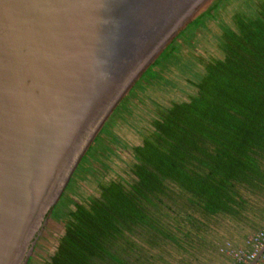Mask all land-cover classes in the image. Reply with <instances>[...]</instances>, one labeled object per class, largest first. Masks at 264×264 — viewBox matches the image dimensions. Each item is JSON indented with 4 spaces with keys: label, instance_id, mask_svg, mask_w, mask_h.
I'll return each instance as SVG.
<instances>
[{
    "label": "water",
    "instance_id": "water-1",
    "mask_svg": "<svg viewBox=\"0 0 264 264\" xmlns=\"http://www.w3.org/2000/svg\"><path fill=\"white\" fill-rule=\"evenodd\" d=\"M241 1L0 0V264L26 263L116 122Z\"/></svg>",
    "mask_w": 264,
    "mask_h": 264
},
{
    "label": "trees",
    "instance_id": "trees-1",
    "mask_svg": "<svg viewBox=\"0 0 264 264\" xmlns=\"http://www.w3.org/2000/svg\"><path fill=\"white\" fill-rule=\"evenodd\" d=\"M252 6L234 12L232 27L219 24L220 54L190 82L192 93L154 111L148 132L131 146L129 179L99 182L96 196L73 204L44 264H149L176 251L185 263L202 234L228 222L243 229L247 213L253 224L259 220L264 212V0ZM161 197H173L184 207ZM216 217L221 221H213ZM141 234L142 248L127 241Z\"/></svg>",
    "mask_w": 264,
    "mask_h": 264
},
{
    "label": "rangeland",
    "instance_id": "rangeland-1",
    "mask_svg": "<svg viewBox=\"0 0 264 264\" xmlns=\"http://www.w3.org/2000/svg\"><path fill=\"white\" fill-rule=\"evenodd\" d=\"M255 1L242 0L116 122L48 221L25 264H44L48 260L56 248L59 237L63 234V224L68 211L73 208L74 203H85L90 197L96 196L97 183L115 179V177L129 179L128 167L133 160L131 146L138 144L141 137L148 132L154 111L157 108L168 107L171 102L182 101L186 99L188 94L192 93L193 88L190 82L200 77L207 60L218 57L220 54L218 49L221 34L220 26L232 27L234 12L249 11L248 9L253 7ZM161 199L170 206L174 207L177 204L176 208L184 207L181 202L177 203L173 197L169 198L170 200L162 197ZM246 216L249 223L247 222L248 226L246 225L245 229H250L258 223L256 220L253 224L250 213H247ZM215 219L221 221L220 217L214 218L213 221ZM171 225L175 229L174 224ZM219 229L222 232V229ZM220 232L217 234H222ZM142 237L143 234L140 236L130 235L127 237V241L142 248ZM205 246L208 244L205 243ZM209 247H206L207 251L214 252L217 249L215 244H212L210 250ZM138 251L139 254L143 255V249L139 250L138 248ZM171 255L172 257L175 256L174 254ZM166 256L162 257L165 258ZM151 261L149 264L157 263L155 259H151Z\"/></svg>",
    "mask_w": 264,
    "mask_h": 264
},
{
    "label": "crops",
    "instance_id": "crops-1",
    "mask_svg": "<svg viewBox=\"0 0 264 264\" xmlns=\"http://www.w3.org/2000/svg\"><path fill=\"white\" fill-rule=\"evenodd\" d=\"M261 224L262 215L259 218L257 225L252 229H242L239 226L235 227V225H231L229 222L223 223L214 231L210 230V234H202V239L198 240L194 250L192 251L194 255L190 254L188 260H186L185 263L183 261H178L181 253L176 251L177 253H173L175 255L174 257L166 256L165 259L162 257V260L157 261L156 264H228V256L222 252H219L218 247L223 244L224 240H229L236 246L241 245L244 237L260 228ZM219 228L222 229V232H220ZM218 232L224 234V236L222 237L220 234H217ZM205 243L210 246L208 248L209 250L212 249V244H215L217 249L214 252L207 251L206 247L208 246H205ZM254 264H264V260H256Z\"/></svg>",
    "mask_w": 264,
    "mask_h": 264
},
{
    "label": "built area",
    "instance_id": "built-area-1",
    "mask_svg": "<svg viewBox=\"0 0 264 264\" xmlns=\"http://www.w3.org/2000/svg\"><path fill=\"white\" fill-rule=\"evenodd\" d=\"M218 250L228 256V264H251L254 260H264V212L261 227L246 235L241 245L224 240Z\"/></svg>",
    "mask_w": 264,
    "mask_h": 264
}]
</instances>
